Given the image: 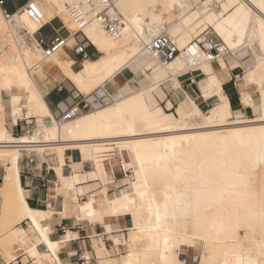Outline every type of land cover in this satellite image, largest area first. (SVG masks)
Masks as SVG:
<instances>
[{"label":"bare ground","instance_id":"obj_1","mask_svg":"<svg viewBox=\"0 0 264 264\" xmlns=\"http://www.w3.org/2000/svg\"><path fill=\"white\" fill-rule=\"evenodd\" d=\"M262 3L264 0H112L109 11L122 19V29L119 34L111 35L100 22L91 19L83 33L100 54L96 59H85L77 71L72 69L74 62L64 57L62 48L50 56L44 55L34 37L39 26L26 14L15 12L8 21L0 8V160L9 162L3 167L0 181V247L6 250L10 241L17 240L27 250L35 245L36 264L48 257L37 251V240L31 242V236L25 231L35 228L39 234L44 231L40 221L46 214L44 210L30 208L24 196L21 202L18 159L21 150L42 151L54 146L60 160L65 148L75 147L80 150L82 159L91 160L97 170L99 163L106 166L117 156L123 168L133 171L128 186L120 189L109 203L111 214L130 215V240H144L140 250L129 249L123 264H168L173 257L180 264L178 254L185 247L194 248L201 260L206 258L207 252L210 264L217 261L223 264L225 258L228 264H238L241 256L258 257L264 240L259 201L248 200L243 189L233 187L238 182L228 175V169H217L215 164L224 158L226 136L264 127L257 119L258 110L264 109L261 84L264 47L259 25V20L264 18ZM39 6L45 21L49 14L65 12L73 27L72 33L75 27L70 16L74 10L80 7L89 11L80 0H40ZM91 15L90 11L88 16ZM162 32L169 34L181 49L167 65L160 64L157 56L146 50V44ZM205 32L217 34L230 53L210 61L198 50L193 65L183 49ZM246 51L252 53L250 64L242 75L236 74V78L241 105L251 106L256 112L253 117L225 123L209 122L206 117L216 103L203 111L193 99L190 110L179 105L173 111L170 103L165 108L149 106L147 90L169 77L176 82L177 75L197 68L205 75L199 82L203 95L215 94L220 99L223 93L224 103L235 116L219 75L221 70L215 72L212 66L217 62L225 69L229 63L238 64V54ZM46 58L86 95L112 80L119 71L131 67H139L143 73L151 70L148 75L151 84L77 117L59 121L49 112L36 86V76ZM5 90L9 92L7 96L3 95ZM23 96L28 101L26 114L40 115L43 121L33 133L13 137L5 126L3 100L6 98L15 121L22 116ZM239 140L232 137L228 143H239ZM158 162L167 169L160 185L153 178ZM209 177L211 182H208ZM252 179L257 180L255 176ZM102 184L107 187V182ZM256 186L257 190H264V172ZM221 192L225 194L223 200ZM130 194L135 198H130ZM241 201L255 205L254 216L238 207ZM80 210L86 214L84 204H80ZM13 217L30 220L29 227L21 226L22 220L19 226L13 227ZM43 238L41 236V241ZM183 240L189 242L181 243ZM43 242L47 246L48 243L55 245L48 237ZM193 243L199 247H194ZM101 248L104 249L103 243Z\"/></svg>","mask_w":264,"mask_h":264},{"label":"crops","instance_id":"obj_2","mask_svg":"<svg viewBox=\"0 0 264 264\" xmlns=\"http://www.w3.org/2000/svg\"><path fill=\"white\" fill-rule=\"evenodd\" d=\"M25 1L5 0L4 7L9 12H14ZM62 13L65 12L51 14L47 20L49 24L42 27L36 36L44 40L41 45L42 48L49 45L56 36L66 38V43L69 46L63 47L62 51L65 58L74 62L72 69L77 71L82 67L85 59H81L80 55L74 53L73 45L75 43L84 42L88 53L86 59H96L100 53L91 43L85 41L81 34L69 35L72 33L73 27L68 23L66 13L64 15ZM243 55L238 54V64L230 65L231 63H229L225 69H221V66L216 62L212 68L215 72L221 70L219 75L223 79V88L228 93L235 115L244 109L243 115L248 117L253 115L254 111L251 106L241 105L240 88L236 78V74L242 75L250 64L251 57L244 60ZM41 65L43 68L36 76V86L49 112L57 119L62 111L77 103L86 94L79 91L76 85L64 76L62 70L50 59L46 58ZM148 71L143 73L139 67L119 71L117 76L115 75L112 80L106 81L104 85L92 93L104 96L105 100L109 101L134 89L147 88L151 84L148 76L151 71ZM137 72L140 76L135 78ZM204 77L203 71L199 70H189L177 75L176 82L169 77L151 90H147L149 106L165 108L170 103L173 111H176L179 105L190 110L192 107L191 99H193L201 110L206 111L219 98L215 94L209 97L203 95L199 82ZM121 86L128 89L125 88L121 91ZM27 102L26 97L23 96L22 116L18 117L15 122L6 98L3 100L5 126L13 137L33 133L43 121V117L40 115L26 114L28 108L25 104ZM59 156L56 148L49 146L42 151L21 150L18 159L19 184L26 204L30 208L44 210L46 215L43 216L40 223L42 229L47 230L45 234L48 240L55 245L63 241V244H59L55 249V255H53V250L49 249L43 242L44 238L41 241V236L36 228L35 230L25 229L27 234L31 236V242L37 240V251L40 254L48 255V258H44V261L41 259L40 263L49 264L52 260V254L59 264H79L80 257L83 255L89 258L86 264H123L127 253L118 255L119 252L126 250L124 244H118L119 237L124 238L129 249L134 245L137 250L141 249L144 240L136 239L135 242L130 240L132 230L130 215L124 213L111 214L109 203L120 189L128 186L131 178L125 185L124 181L127 174L122 166H119L120 162H114L117 156L106 166L99 163L98 170L94 168L91 160L82 159L80 150L75 147L65 148L62 162ZM28 158L32 159V164L27 166L25 161ZM8 164L7 160H0V167ZM102 182H107V187L104 188ZM130 198H135V195L130 194ZM1 201L0 196V203ZM80 204L85 205L86 214L81 212ZM89 212L92 213L91 216H89ZM126 231H128L127 234ZM69 236L71 239H66ZM137 241H143L139 248L136 245ZM102 243L104 249L101 248ZM68 251L75 253V255L69 258ZM99 251L101 252L100 255L98 254ZM194 251V248H182L178 254L180 264H185V262L196 264L197 254ZM6 261H8L7 258L0 252V264H4ZM40 263L37 262V264Z\"/></svg>","mask_w":264,"mask_h":264},{"label":"built area","instance_id":"obj_3","mask_svg":"<svg viewBox=\"0 0 264 264\" xmlns=\"http://www.w3.org/2000/svg\"><path fill=\"white\" fill-rule=\"evenodd\" d=\"M39 1L40 0H26L14 12H9L4 7L5 0H0V8L4 19L8 21L12 19V16L15 12H23L33 22H35L39 26V28L34 33V37L37 44L41 46L44 43V40L40 37H37L36 34L42 27L49 24V21H45L44 13L39 6ZM80 3L85 4L89 8V11L86 12L80 7L74 10L73 16H70V19L75 27V31L69 34L70 36L81 34L84 37L85 41H88L87 38L84 36L83 28L91 19L100 22L104 30L111 35H117L120 33L122 26L119 21V18L111 14L109 11L112 4V0H80ZM90 11L92 12L91 17L88 16V13ZM66 40V38L56 36L53 40H51L49 45L43 48L44 55L50 56L55 50L69 46L66 43ZM146 50L150 53H154L158 58V62L162 65H167L181 52V49L176 45L173 38L169 34L163 32L155 35L146 44ZM183 50L186 54L190 56V58L192 59L191 63L193 65L195 64L193 60L196 57L198 50H201L205 57L210 61H215L220 56H225L230 53L229 48L218 38L211 36L210 32H205L202 40L198 38L192 40L187 46L184 47ZM73 51L75 54L80 55L81 59H86L88 57L84 42L75 43L73 45ZM196 70L198 69H192V71ZM109 101L105 100L104 96L95 95L94 93L85 95L77 103L62 111L61 114L58 116L57 120H69L71 118L77 117L78 115L84 112L106 104ZM28 159L27 161H25V164L27 166L32 164V159ZM29 221L30 220L24 219L21 221L20 225L24 228H28ZM27 251L28 250L24 246L17 244L12 250V258L18 260L19 264H24L25 253ZM51 256L52 260L51 262H49V264H59V262L55 260V258H53L52 254ZM28 259L33 261V264H36V259L32 256L28 255ZM88 259V256H81L79 264H86L88 262ZM4 264H12V261L8 260L4 262Z\"/></svg>","mask_w":264,"mask_h":264},{"label":"snow or ice","instance_id":"obj_4","mask_svg":"<svg viewBox=\"0 0 264 264\" xmlns=\"http://www.w3.org/2000/svg\"><path fill=\"white\" fill-rule=\"evenodd\" d=\"M261 7L264 8V3L261 4ZM260 32L262 36L261 46L264 47V18L259 20ZM59 47V45H58ZM261 63L264 64V57H261ZM262 89H264V80L261 81ZM119 87V85H117ZM207 95V92L205 93ZM264 110V109H262ZM262 110H258L257 119L259 120L261 125H264V114H261ZM244 109H241L235 116H233L232 112L228 108V105L224 103V95L220 93V99L216 101V106L212 107L211 114L206 117L209 122L218 120L221 123L231 122L232 120L240 121L244 119ZM232 137H239V143H228L229 139ZM246 137V139H244ZM223 159H219L216 161L215 167L217 169L227 168L228 175L234 177L238 182L237 185H233V187H239L243 189L246 194L248 200L257 199L259 201L260 213L259 220L262 225H264V190H257V182L260 179V174L264 172V127H261L259 130H251L248 133H233L229 136L225 137V145L224 152L222 153ZM167 169L158 166L157 169L153 173L154 181L157 185H160L164 182L165 174ZM255 176L257 178L256 181L252 179ZM179 179V175L177 176ZM211 182V177H209V181ZM220 199H225L224 192L220 193ZM20 200L23 201V193H20ZM238 207H243L248 210L250 216H254L255 213L252 209L255 205H249L247 201H241ZM92 213L89 212V216ZM159 220V216H157ZM35 224V220L33 221ZM47 230L40 232V235L47 240L45 233ZM66 239H71V237H67ZM247 240V236L245 237ZM189 241L183 240L181 243H188ZM59 244H63V241L59 242ZM48 243V248L53 250V255H55V249L59 246ZM167 244V241H165ZM194 247H199L198 244L193 243ZM261 252L258 257L252 258L251 256L239 258L238 264H264V240L261 241L260 244ZM31 255L33 258L36 257L37 252L35 251V245L32 248L28 249L25 253V261L24 264H33V261L28 259V255ZM75 255L71 251H68V257L71 258ZM227 255V254H225ZM205 259L201 260L199 254L196 257V264H210V260L207 258V252L205 253ZM12 261V264H19L18 260H15L12 257L8 258ZM168 264H179V262L173 257L168 261ZM187 264V262H185ZM217 264L219 262L217 261ZM223 264H228L227 259L225 258Z\"/></svg>","mask_w":264,"mask_h":264},{"label":"rangeland","instance_id":"obj_5","mask_svg":"<svg viewBox=\"0 0 264 264\" xmlns=\"http://www.w3.org/2000/svg\"><path fill=\"white\" fill-rule=\"evenodd\" d=\"M48 7H50L49 5H47ZM111 13H112V11H111ZM65 13H62V15H64ZM50 15L51 14H49V17H50ZM49 17H47L46 19L48 20L49 19ZM119 21H120V23H121V21H122V19L121 18H119ZM204 34L205 33H203V34H201L200 36H199V38L202 40L203 39V37H204ZM211 34V36H213V37H216V38H218L221 42H223L224 43V41L217 35V34H215V33H213V32H211L210 33ZM244 56V60L245 59H248L249 57H251L252 58V53L251 52H249V51H246V53L243 55ZM151 70H149L148 72H150ZM140 75L138 74V72H137V74H135V78H138ZM126 87L125 86H121V91H123V89H125ZM126 89H128V88H126ZM239 90V89H238ZM240 91V90H239ZM8 90H5L4 91V94L3 95H5V96H7L8 95ZM104 105V104H103ZM256 114V112H254V114L253 115H251V116H248V117H244V118H250V117H253L254 115ZM108 158V157H107ZM125 158H126V156H125ZM114 162L116 163V162H120L119 161V158L118 157H116L115 159H114ZM119 166H121V165H119ZM121 168V167H120ZM123 168V167H122ZM123 170L124 171H126V174H127V176L125 177V185L128 183V181H129V179L131 178V174L133 173V171L131 170V169H125V168H123ZM135 174H136V172H134ZM2 174H3V167H0V181H1V177H2ZM137 187L138 188H140L141 187V184H140V182H139V179H138V181H137ZM14 218V222H13V220H12V222H13V227H17V226H19V222L23 219V218H19V219H17L18 217H13ZM16 221V222H15ZM127 232L128 231H126L125 233L127 234ZM125 234V235H126ZM119 242H118V244H124V247H125V251L124 252H119V254L118 255H121V254H125V253H127V251H128V249H129V247H128V244L124 241V238L122 237V236H120L119 237ZM99 242H101V240H99ZM142 243H143V241H137V243H136V245H137V247L139 248L141 245H142ZM17 244H20V242L19 241H17V240H12V241H10L9 243H8V249H3V248H1L0 247V252L2 253V255L5 257V258H7V260H9L8 258L9 257H12L13 256V253H12V250H13V248H14V246L15 245H17ZM25 247V246H24ZM135 246L134 245H132V248H134ZM135 249V248H134ZM196 254H198V252H196V251H194ZM100 255V254H99ZM118 255H116V256H118ZM48 258V257H47Z\"/></svg>","mask_w":264,"mask_h":264}]
</instances>
